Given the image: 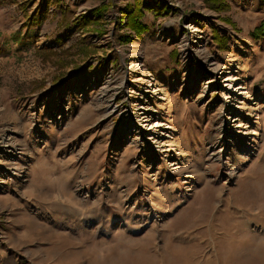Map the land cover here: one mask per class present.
I'll return each instance as SVG.
<instances>
[{
  "label": "rangeland",
  "instance_id": "rangeland-1",
  "mask_svg": "<svg viewBox=\"0 0 264 264\" xmlns=\"http://www.w3.org/2000/svg\"><path fill=\"white\" fill-rule=\"evenodd\" d=\"M226 3L0 2V264H264V0Z\"/></svg>",
  "mask_w": 264,
  "mask_h": 264
},
{
  "label": "trees",
  "instance_id": "trees-1",
  "mask_svg": "<svg viewBox=\"0 0 264 264\" xmlns=\"http://www.w3.org/2000/svg\"><path fill=\"white\" fill-rule=\"evenodd\" d=\"M28 1L34 2L35 0H0L1 3H9V4H16L17 8L23 12L24 20L22 22V27H34L41 25L48 17L49 13V7L54 4L60 2V0H40L39 4L36 6V9L32 12H29L27 9ZM213 9L215 10H223L228 7L226 0H206ZM100 7H103L100 6ZM99 7V8H100ZM132 5H126V25L132 24L130 27L132 30H134L137 34H140L148 29V26L140 20V18L143 16V9L138 4L135 3L133 5V8L131 9ZM105 9V7H103ZM102 8V9H103ZM97 10V9H96ZM92 23V19L89 15L83 16L81 18L80 26L85 27L86 25ZM213 39L216 41V43L223 48V40L224 38L218 34L216 30H213L212 32ZM250 35L255 38H264V17L258 22L257 25L254 26V28L251 30ZM20 42H23L24 36L20 37ZM46 53L43 54L42 59H49L53 55H56L57 52L52 50L51 48H45ZM41 49H38L37 52L41 53ZM79 66H75L73 68V72L77 71ZM67 72L69 74L70 72ZM71 74V73H70ZM57 80V79H56Z\"/></svg>",
  "mask_w": 264,
  "mask_h": 264
},
{
  "label": "bare ground",
  "instance_id": "bare-ground-1",
  "mask_svg": "<svg viewBox=\"0 0 264 264\" xmlns=\"http://www.w3.org/2000/svg\"><path fill=\"white\" fill-rule=\"evenodd\" d=\"M224 84L223 86V92L224 95L226 96H230L232 98H236L237 95H243L245 94V92L242 90V87H240L236 82H235V78L234 76L229 72L226 73L224 75ZM238 91V92H237ZM145 102V101H143ZM227 109V108H226ZM140 116L141 119H143L144 121H147L148 124L152 127L158 129V125L156 123H154L152 121L153 117L147 112V111H143L142 113H137V116ZM132 120V122H131ZM138 121V119H137ZM231 121H234V119L230 120V116L227 117H222L221 120L219 121V123L217 124L216 127V133L218 135L219 138L224 139L225 137H228L231 133L229 130H232L231 128ZM135 122V116L134 114L130 117V124L134 125L133 123ZM138 124V123H137ZM237 125H241V129L242 131L238 130L236 131L238 136H242V135H248L250 133V126H249V121H242V120H237ZM131 126V125H130ZM161 126V125H159ZM132 127V126H131ZM155 137V136H154ZM157 141V140H156ZM160 143V140H158Z\"/></svg>",
  "mask_w": 264,
  "mask_h": 264
},
{
  "label": "crops",
  "instance_id": "crops-1",
  "mask_svg": "<svg viewBox=\"0 0 264 264\" xmlns=\"http://www.w3.org/2000/svg\"><path fill=\"white\" fill-rule=\"evenodd\" d=\"M142 23H144V24H146L147 26H148V24H147V22H144V20H142ZM148 28H149V26H148ZM164 31H169V29H168V27L167 28H164ZM135 34V33H134ZM139 40V39H138ZM140 41V40H139ZM140 48H142V47H140ZM144 50H146V49H142L141 50V52H143L144 53ZM146 54V53H145ZM163 62V61H162ZM162 62H160L159 64H161ZM155 66V65H154ZM154 70L160 75V71H161V69L159 68V67H157V66H155L154 67ZM173 73H175V70L173 71ZM167 75H171V72L169 73V74H167Z\"/></svg>",
  "mask_w": 264,
  "mask_h": 264
}]
</instances>
